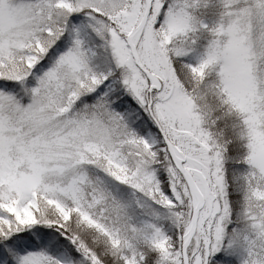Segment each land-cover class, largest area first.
<instances>
[{"label": "snow or ice", "instance_id": "1", "mask_svg": "<svg viewBox=\"0 0 264 264\" xmlns=\"http://www.w3.org/2000/svg\"><path fill=\"white\" fill-rule=\"evenodd\" d=\"M0 264H264V0H0Z\"/></svg>", "mask_w": 264, "mask_h": 264}]
</instances>
